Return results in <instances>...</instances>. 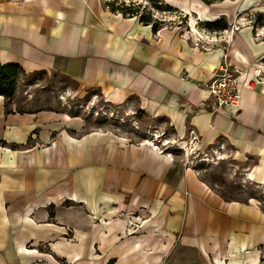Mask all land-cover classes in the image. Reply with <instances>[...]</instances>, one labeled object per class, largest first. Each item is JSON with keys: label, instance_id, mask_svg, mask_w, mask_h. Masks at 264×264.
<instances>
[{"label": "crops", "instance_id": "0c3cea01", "mask_svg": "<svg viewBox=\"0 0 264 264\" xmlns=\"http://www.w3.org/2000/svg\"><path fill=\"white\" fill-rule=\"evenodd\" d=\"M163 1L233 31L197 43L104 0H0L1 65L59 74L167 131L81 133L0 96V264H264V207L222 197L178 154L223 145L264 192V2L255 34L233 18L255 0ZM226 57L252 87L230 116L203 108Z\"/></svg>", "mask_w": 264, "mask_h": 264}, {"label": "rangeland", "instance_id": "374dc122", "mask_svg": "<svg viewBox=\"0 0 264 264\" xmlns=\"http://www.w3.org/2000/svg\"><path fill=\"white\" fill-rule=\"evenodd\" d=\"M104 1L113 3L115 8L130 9L134 15H142L145 20L154 22L158 28H177L183 34L193 33L194 42L197 43L203 39L214 43L217 40L222 41L223 38V30L220 33L212 31L205 26L206 23L194 17L192 12L187 16L184 12L171 8L163 0ZM190 1L202 2L201 0ZM261 2L264 0H255L253 8L234 14V22L241 23L236 24V28L252 26L254 33H257L258 12L256 9ZM221 21L227 23L224 19ZM233 27L234 25L228 27L226 24L225 30L233 31ZM213 32L215 35H212ZM10 106L16 111L65 113L79 124L81 133L95 129H107L123 133L136 140L142 135L154 134V131H157L159 135L167 132L165 128L159 129L158 125L142 120L143 117H140L134 109L109 104L97 91L78 92L76 85L65 77L44 71L19 74L15 84V95L10 101ZM173 149H176V146ZM178 154L184 156L187 163H193L192 165H198V160L206 161L196 167L200 177L224 198L235 200L256 198L257 202L264 207L263 190L245 179L243 171L232 160L231 154L227 153V148L223 145L200 151L191 141L188 151L180 150Z\"/></svg>", "mask_w": 264, "mask_h": 264}, {"label": "built area", "instance_id": "2783aa9c", "mask_svg": "<svg viewBox=\"0 0 264 264\" xmlns=\"http://www.w3.org/2000/svg\"><path fill=\"white\" fill-rule=\"evenodd\" d=\"M214 33L215 32H213V34ZM245 70L246 69L242 66L233 63L230 58L224 59L219 69L213 73L210 82L205 85L208 96L205 99L203 108L210 113L230 116V110L238 108L240 90L242 87L252 89L250 83L244 85L240 81V78L245 73ZM253 74L257 80L261 77L259 76V70H254ZM153 145L154 144L152 143V146ZM154 148L158 149V146L155 145ZM200 163L201 160H198V165ZM192 164L190 165L194 167L198 166ZM258 203L260 204V202Z\"/></svg>", "mask_w": 264, "mask_h": 264}, {"label": "trees", "instance_id": "16d2710c", "mask_svg": "<svg viewBox=\"0 0 264 264\" xmlns=\"http://www.w3.org/2000/svg\"><path fill=\"white\" fill-rule=\"evenodd\" d=\"M106 3V7L112 13H119L123 17H137L142 23H150L154 28L157 25L154 22H149L145 20L144 17L136 16L134 13L130 12V9L115 8L113 3ZM212 31H221L226 29V23L224 21H215L212 23H206V25ZM21 69L18 65L10 64V65H1L0 64V96H2L6 102L8 107L10 106V101L13 99L15 95V84L18 79L19 74H21ZM23 112V111H18ZM223 197V196H222Z\"/></svg>", "mask_w": 264, "mask_h": 264}, {"label": "bare ground", "instance_id": "6f19581e", "mask_svg": "<svg viewBox=\"0 0 264 264\" xmlns=\"http://www.w3.org/2000/svg\"><path fill=\"white\" fill-rule=\"evenodd\" d=\"M196 33H198L197 31H195ZM203 38V37H202ZM167 145V144H166ZM180 149H183V148H180ZM188 149V148H187ZM184 150V149H183ZM186 150V149H185ZM186 152H187V150H186ZM191 157V156H190ZM203 162H206V161H201V163H203Z\"/></svg>", "mask_w": 264, "mask_h": 264}]
</instances>
